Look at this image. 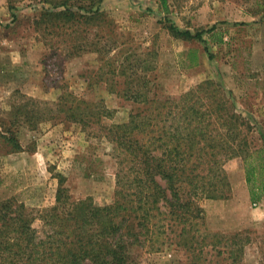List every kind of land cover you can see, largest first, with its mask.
Here are the masks:
<instances>
[{"label": "rangeland", "instance_id": "1", "mask_svg": "<svg viewBox=\"0 0 264 264\" xmlns=\"http://www.w3.org/2000/svg\"><path fill=\"white\" fill-rule=\"evenodd\" d=\"M47 1L59 0H0V130L14 131L23 147L15 152L0 136V202L15 199L38 215L56 204L60 184L77 201L91 197L105 206L115 197L117 161L104 134L97 136L58 112L35 126L15 125L11 112L29 99L54 111L64 94L102 102L110 111L103 120L108 127L127 122L138 108L118 95L128 81L135 88L149 80L150 96L178 98L213 80L232 92L238 112L252 117L258 125L252 136L257 147L262 145L264 0H104L98 26L67 23L59 32L36 24ZM169 23L192 33L215 27L223 43L208 34L203 41L176 39ZM255 164L262 178L259 161ZM224 168L230 197L200 203L207 231L240 234L245 247L237 264H264V196L252 202L241 159L227 161ZM132 255L145 264L187 263L176 247L151 254L134 249Z\"/></svg>", "mask_w": 264, "mask_h": 264}, {"label": "trees", "instance_id": "2", "mask_svg": "<svg viewBox=\"0 0 264 264\" xmlns=\"http://www.w3.org/2000/svg\"><path fill=\"white\" fill-rule=\"evenodd\" d=\"M47 2L42 19H36L38 26L50 25L59 32L62 24L98 26L103 21L104 0ZM167 30L185 41H203L204 34L218 44L224 40L215 27L192 33L169 23ZM127 84L118 95L138 108L127 122L108 127L103 120L110 111L102 102L71 94L59 98L55 111L46 102L29 99L11 112L15 125L35 126L55 119L58 112L97 136L104 134L117 161L116 191L111 204L100 206L91 197L73 200L60 184L56 204L38 215L15 199L0 202V264H145L133 259L134 249L151 254L170 247L185 252L186 264L242 261L241 235L209 233L200 203L230 197L224 165L237 158L244 164L252 202L263 198V130L257 147L252 132L258 125L238 112L232 92L213 80L178 98L150 96L149 80L135 88ZM0 136L13 151L23 150L11 129L0 130ZM257 161L262 178L256 175Z\"/></svg>", "mask_w": 264, "mask_h": 264}]
</instances>
